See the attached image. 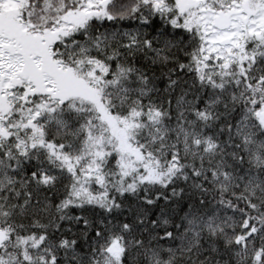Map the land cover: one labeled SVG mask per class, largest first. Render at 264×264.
<instances>
[{
	"label": "snow or ice",
	"instance_id": "1",
	"mask_svg": "<svg viewBox=\"0 0 264 264\" xmlns=\"http://www.w3.org/2000/svg\"><path fill=\"white\" fill-rule=\"evenodd\" d=\"M0 264H264V0H0Z\"/></svg>",
	"mask_w": 264,
	"mask_h": 264
}]
</instances>
